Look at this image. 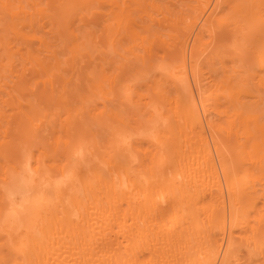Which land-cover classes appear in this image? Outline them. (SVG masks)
Here are the masks:
<instances>
[{"label":"bare ground","instance_id":"bare-ground-1","mask_svg":"<svg viewBox=\"0 0 264 264\" xmlns=\"http://www.w3.org/2000/svg\"><path fill=\"white\" fill-rule=\"evenodd\" d=\"M0 264H264V0H0Z\"/></svg>","mask_w":264,"mask_h":264}]
</instances>
